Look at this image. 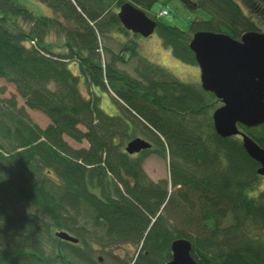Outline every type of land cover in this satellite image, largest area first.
Instances as JSON below:
<instances>
[{"label":"trees","instance_id":"obj_1","mask_svg":"<svg viewBox=\"0 0 264 264\" xmlns=\"http://www.w3.org/2000/svg\"><path fill=\"white\" fill-rule=\"evenodd\" d=\"M195 1L191 10L210 18L186 32L149 13L156 0H33L40 13L25 0H0V79L23 100L0 97V264H166L179 238L192 242L198 264H264V177L242 136L216 133L220 100L139 56L135 41L121 53L103 46L129 32L117 14L125 2L154 19L162 43L191 65L196 31L240 39L259 31L253 14L264 19V0H242L247 12L239 0ZM52 34L66 51L44 45ZM129 59L138 60L136 76L118 65ZM240 127L264 147V124ZM136 137L152 148L130 155L125 146ZM153 154L168 161V179L145 171ZM61 230L79 242L60 240ZM96 247L128 252L107 263L93 259Z\"/></svg>","mask_w":264,"mask_h":264},{"label":"water","instance_id":"obj_2","mask_svg":"<svg viewBox=\"0 0 264 264\" xmlns=\"http://www.w3.org/2000/svg\"><path fill=\"white\" fill-rule=\"evenodd\" d=\"M181 1L188 9L198 6L195 0ZM117 14L125 29L145 38L157 28L156 21L132 3L125 2ZM189 43L200 68V85L220 100L211 115L216 133L224 138L242 136L243 147L259 163L258 174L264 177V147L240 127L264 124V33L246 31L236 39L225 32L201 30L192 35ZM150 148L152 143L136 137L127 143L125 151L132 155ZM56 237L79 242L64 230ZM170 246L171 258L166 264H198L191 255L190 240L179 238Z\"/></svg>","mask_w":264,"mask_h":264},{"label":"rangeland","instance_id":"obj_3","mask_svg":"<svg viewBox=\"0 0 264 264\" xmlns=\"http://www.w3.org/2000/svg\"><path fill=\"white\" fill-rule=\"evenodd\" d=\"M241 6L245 9L247 12L246 5H244L242 0H239ZM245 2V1H244ZM25 3L27 4V7L32 8L36 10L38 13L39 9L36 7V5L33 4V0H25ZM246 4V3H245ZM43 7V4H39L38 6ZM44 8V7H43ZM46 11V10H45ZM160 11H166L168 14L164 16H160ZM149 13H151L153 16L158 15V19L161 22L172 24L180 27L183 31L189 32L190 24L198 20H206L210 18V14L207 10L200 8L191 10L188 9L187 6L181 1V0H156V3L151 7L149 10ZM252 19H254L257 22V26L260 32L264 33V19L258 18L256 14L252 15ZM23 28L27 29L28 25H26L23 21H20ZM111 36V35H110ZM60 39H57L54 34L48 36L46 38V44L44 45L54 50L55 52L63 53L67 50L65 47L63 38L59 37ZM65 39V38H64ZM127 41H135L139 45V56L145 57L148 60L150 59L155 64L162 66L165 68L170 74L174 75L179 79V81L187 82V83H194L198 82L200 84V68L198 64H187L183 61H180L177 59L174 54H172L171 48L165 46L162 43V39L160 36V33H158L157 30H155L152 35H150L148 38H145L141 35H135L131 31H129L127 34L121 33L120 31H116L112 34V36L108 39L103 40V46H107L116 53L122 52V44L127 43ZM49 44V45H48ZM104 55L106 57V53L104 52ZM127 58L129 57L128 54L125 55ZM138 60L137 59H129L127 64L119 63V67H121L124 71L127 73L129 72L132 76H136V65ZM77 71V70H76ZM87 81L84 80L83 82V90L86 93L87 91ZM86 84V85H85ZM5 85L6 86V92L2 94V96H10L12 93H16L18 97L19 104L23 105V100L20 98L18 93L16 92L15 85L12 83H6L4 79H0V86ZM110 103L114 106L115 102L111 99L109 96ZM105 101V100H104ZM28 113L31 115L34 122L39 124L42 128H46L47 125L50 123L49 116L47 114H44L40 112L39 110H31L28 109ZM208 128V126H206ZM205 131L207 129L205 128ZM210 132V131H208ZM206 132V133H208ZM209 134V133H208ZM67 142L74 146L75 148L79 147H87L89 146V143H87L85 140L76 142L70 137H66ZM145 164L144 168L145 171L148 172L149 176L153 181H158L161 179H168L170 176V171L168 168V161L163 160L160 156L153 154L152 156H149L145 158ZM170 191L173 190V187L171 186V182L169 184ZM229 222L225 221V225ZM141 248V247H140ZM95 254L93 255V259H97L98 257L102 258V262H109V255H114L118 257L126 258L127 249L124 248H110L107 251H104L98 247L95 248ZM137 252L132 251L131 254L135 255Z\"/></svg>","mask_w":264,"mask_h":264},{"label":"built area","instance_id":"obj_4","mask_svg":"<svg viewBox=\"0 0 264 264\" xmlns=\"http://www.w3.org/2000/svg\"><path fill=\"white\" fill-rule=\"evenodd\" d=\"M160 14H161V15H166V14H168V12H166V11H161Z\"/></svg>","mask_w":264,"mask_h":264},{"label":"bare ground","instance_id":"obj_5","mask_svg":"<svg viewBox=\"0 0 264 264\" xmlns=\"http://www.w3.org/2000/svg\"><path fill=\"white\" fill-rule=\"evenodd\" d=\"M174 241V240H173Z\"/></svg>","mask_w":264,"mask_h":264},{"label":"clouds","instance_id":"obj_6","mask_svg":"<svg viewBox=\"0 0 264 264\" xmlns=\"http://www.w3.org/2000/svg\"><path fill=\"white\" fill-rule=\"evenodd\" d=\"M161 13V12H160Z\"/></svg>","mask_w":264,"mask_h":264}]
</instances>
